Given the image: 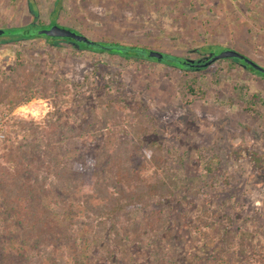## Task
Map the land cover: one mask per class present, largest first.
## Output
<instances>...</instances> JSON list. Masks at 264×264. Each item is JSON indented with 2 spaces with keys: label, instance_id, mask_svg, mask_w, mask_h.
Listing matches in <instances>:
<instances>
[{
  "label": "rangeland",
  "instance_id": "obj_1",
  "mask_svg": "<svg viewBox=\"0 0 264 264\" xmlns=\"http://www.w3.org/2000/svg\"><path fill=\"white\" fill-rule=\"evenodd\" d=\"M55 22L94 41L138 46L193 63L210 57L199 51L203 46L221 45L264 67V0H0V30L34 27L37 32L52 29ZM17 41L0 44V81L20 53L71 91L46 98L34 94L14 107L0 100V147L32 143L31 125L47 118L81 130L85 146L95 132L85 126L97 98L121 100L129 112L139 108L146 117L143 138L164 147L170 167L178 168L187 187L169 199L171 219L159 234L172 263L264 264L262 74L227 60L206 71H180L81 50L75 42L53 45L40 36ZM116 131L127 133L121 127ZM200 152L219 158L216 172L205 175L196 157ZM180 155L185 156L182 164ZM133 250L131 264H145ZM104 261L117 264L106 258L98 264Z\"/></svg>",
  "mask_w": 264,
  "mask_h": 264
},
{
  "label": "trees",
  "instance_id": "obj_2",
  "mask_svg": "<svg viewBox=\"0 0 264 264\" xmlns=\"http://www.w3.org/2000/svg\"><path fill=\"white\" fill-rule=\"evenodd\" d=\"M53 26L80 33L57 22ZM21 30L36 31L34 27L1 30L0 38H11L1 39L0 44L39 36L53 45L74 42L69 36L24 34ZM98 42L122 49L98 50L76 45L81 50L155 61L180 71H206L224 61L190 69L172 60L147 57L136 50L145 49L142 47L131 46L135 50L130 51L126 45ZM221 49V45H205L199 51L211 55ZM18 55L10 73L1 75L0 100L14 107L34 94L46 98L70 93L68 84ZM227 62L252 69L239 59ZM189 89L194 92L192 87ZM200 96H204L203 92ZM89 115L85 129L94 126L95 132L85 146L80 139L81 130L68 128L59 119L47 118L31 125L32 143L0 147V264H98L103 258L131 264L133 248L145 264H173L171 252L164 247L159 234L171 219L169 199L181 187L187 188L178 168L170 167L169 154L160 143L143 138L148 127L139 108L129 112L121 100L99 97ZM118 127L127 133L119 135ZM184 157H178L180 164ZM196 157L206 176L216 172V155L206 158L200 152ZM190 191L195 192V186Z\"/></svg>",
  "mask_w": 264,
  "mask_h": 264
},
{
  "label": "water",
  "instance_id": "obj_3",
  "mask_svg": "<svg viewBox=\"0 0 264 264\" xmlns=\"http://www.w3.org/2000/svg\"><path fill=\"white\" fill-rule=\"evenodd\" d=\"M19 32H22L24 34H33V33L34 34H45L48 36H60V35L69 36L70 38H72L74 40L75 43H77L79 45H81V44L86 45L88 48H91V49H98V50H114V49L120 50V49H122L120 46L100 43L98 41H94V40L89 39L87 36H85L81 33L72 32V31H69L65 28H59L58 26H54L51 30H43V31H37V32L31 31V30H21ZM1 33H2V31L0 30V34ZM125 47H126V50H130V51L135 50V49H132L131 46H125ZM136 50L139 51L140 53H143L147 57L156 58V59L162 60V61L163 60H172L173 62H175L179 65H182L186 68H190V69L206 68V67H209L210 65H212L213 63L219 61V60L239 59L246 66L251 67L254 71H256V72H258L264 76V67L263 66L259 65L258 63H256L255 61H253L252 59H250L249 57H247L243 53H241L235 49H231V48H223L219 52L211 54L210 57H208L207 59H205L204 61L199 62V63H193L190 61H186L184 59H178L180 57L171 58L169 54L158 52L155 50L138 49V48H136Z\"/></svg>",
  "mask_w": 264,
  "mask_h": 264
}]
</instances>
